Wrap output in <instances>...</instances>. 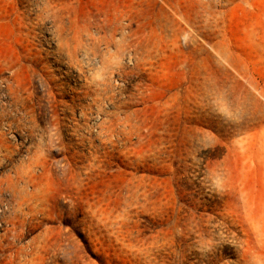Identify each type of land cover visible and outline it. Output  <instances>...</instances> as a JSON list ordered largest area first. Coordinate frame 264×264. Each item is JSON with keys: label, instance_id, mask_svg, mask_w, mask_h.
<instances>
[{"label": "rangeland", "instance_id": "374dc122", "mask_svg": "<svg viewBox=\"0 0 264 264\" xmlns=\"http://www.w3.org/2000/svg\"><path fill=\"white\" fill-rule=\"evenodd\" d=\"M0 264H264V0H0Z\"/></svg>", "mask_w": 264, "mask_h": 264}]
</instances>
